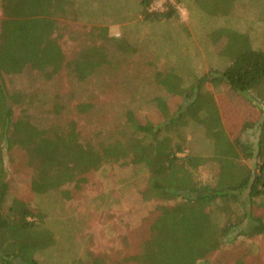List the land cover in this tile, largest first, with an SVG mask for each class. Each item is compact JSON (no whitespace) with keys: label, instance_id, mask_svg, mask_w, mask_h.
Returning a JSON list of instances; mask_svg holds the SVG:
<instances>
[{"label":"trees","instance_id":"trees-1","mask_svg":"<svg viewBox=\"0 0 264 264\" xmlns=\"http://www.w3.org/2000/svg\"><path fill=\"white\" fill-rule=\"evenodd\" d=\"M156 1L133 0L126 11L114 7V12L97 15L98 0H0V264H40L36 255L46 253L56 241L45 212L21 200L23 196L6 203L3 157L4 151L14 147L24 151L27 164L34 168L24 187L32 199L50 192L67 195L62 187L104 163L128 160L146 169L141 197L161 201L156 207L159 214L149 226L141 251L123 257L126 263L206 264L226 241L264 234V44L238 49L240 34L228 33L227 39L230 35L235 44L227 53L234 55L224 67L196 77L188 87L165 74L167 70L155 71L154 81L165 89L155 98V106L147 112H128L127 129L96 145L82 140L73 120L43 125L25 108L13 117L12 102H21L23 95L8 90L3 75L29 69L51 80L65 70L80 84L101 78L107 68L117 66V59L135 49L128 38L109 33L111 23L124 24L139 15L143 22L178 16L170 2L166 9L154 10ZM207 1L214 5L213 14L227 12L229 0ZM105 4L110 6L112 0ZM63 19L91 24L77 40L73 37L76 48L69 56L59 42V20ZM241 39L244 44L246 37ZM206 84L224 87V97L218 96L225 99L220 109ZM225 102L235 112L236 105L246 117L232 124L237 131L224 122ZM56 104L57 109L63 106ZM75 107L84 114L91 104L80 101ZM247 108H255L257 117L249 116ZM189 123L212 139L211 154L187 150V138L180 129ZM251 129L257 132L255 142L242 139ZM204 168L214 173L204 178L198 174ZM78 249L70 264H106L103 256L89 250L80 255Z\"/></svg>","mask_w":264,"mask_h":264},{"label":"rangeland","instance_id":"rangeland-1","mask_svg":"<svg viewBox=\"0 0 264 264\" xmlns=\"http://www.w3.org/2000/svg\"><path fill=\"white\" fill-rule=\"evenodd\" d=\"M132 1L112 0L108 6L106 0H98L94 14L114 12V7L126 11ZM166 2L174 5L177 17L143 22L139 15L125 20L124 24L108 26L111 35L128 38L135 49L117 59V66L107 68L109 71L101 78L93 77L86 84H80L65 70L51 80L29 69L18 75H3L8 90H18L23 95L21 102H12L13 117L25 108L43 125H64L73 120L82 140L96 145L108 137H118L121 130L127 129L128 112H147L155 106V98L165 93L164 87L154 81L155 71L167 70L165 74L177 77L182 87H188L196 77L224 67L234 55L227 53L235 44L230 35L227 39L228 33L240 34L236 35L238 49L264 44V0H229L227 12L217 15L211 12L214 5L207 0L178 3L157 0L153 9H166ZM90 26L83 21L59 20V42L68 56L75 51L77 37L85 34ZM241 36L246 37L244 44ZM216 41L220 43V51L216 49ZM205 86L218 98L214 100L220 109L225 99L218 96L224 97V87ZM57 101L63 104L59 109ZM80 101L91 104L84 114L75 107ZM224 105V122L230 130L237 131L232 124L246 117L236 105V112L226 102ZM247 110L249 116L257 117L255 108ZM180 130L187 138L188 151L211 154L212 139L204 135L201 127L189 123ZM256 138L257 132L252 129L242 136L251 142ZM3 160L8 183L6 203L23 196L21 200L45 212V221L55 233V245L46 253L36 255L40 264H70L77 248L81 250L80 255L89 250L103 256L106 264H129L123 257L141 251L143 241L149 236V226L159 214L156 207L161 203L144 201L141 197L148 175L144 167L128 160L104 163L97 170L79 176L75 183L62 187L67 195L50 192L32 199L24 193V187L34 168L27 164L24 151L18 147L6 150ZM213 173V169L204 168L198 174L205 178ZM206 264H264V234L226 241L210 254Z\"/></svg>","mask_w":264,"mask_h":264}]
</instances>
